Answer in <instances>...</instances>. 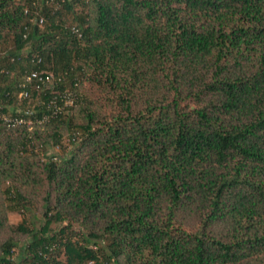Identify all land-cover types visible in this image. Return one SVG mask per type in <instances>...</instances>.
Masks as SVG:
<instances>
[{
  "label": "trees",
  "instance_id": "obj_1",
  "mask_svg": "<svg viewBox=\"0 0 264 264\" xmlns=\"http://www.w3.org/2000/svg\"><path fill=\"white\" fill-rule=\"evenodd\" d=\"M0 44L2 113L74 103L0 124V264H264V0H0Z\"/></svg>",
  "mask_w": 264,
  "mask_h": 264
},
{
  "label": "rangeland",
  "instance_id": "obj_2",
  "mask_svg": "<svg viewBox=\"0 0 264 264\" xmlns=\"http://www.w3.org/2000/svg\"><path fill=\"white\" fill-rule=\"evenodd\" d=\"M78 9L80 10L79 7H78ZM63 19L69 24H74V22H72V20H71L72 17L70 14L69 15L65 14ZM1 47L8 48L9 45L0 44V54L2 52ZM18 76H20L19 71H17L16 73L7 75V77L9 79H6L7 77H5V78L0 80V88L7 86L10 82L12 84H15L16 82L21 81V78H19ZM12 77H14L13 82L11 81ZM83 89L85 91L92 92V86H89L88 84H85L83 86ZM33 90H34V87L29 85L28 92L31 93ZM95 91H96V88L94 89V92ZM68 100H69V103L63 104V106L61 107V111H62L61 113L62 114L66 113L69 109L71 110V108L73 107L74 103L72 104V100L70 97L68 98ZM30 103L33 105L32 106L33 108L28 107L30 105ZM41 103H42L41 95H39L38 92H35V94L34 95L32 94V96L30 97V99L28 101H24V104H21L20 107H18L17 111L26 110L25 109L26 107L32 108L33 109L32 111L34 112V117H35V114L37 112V108H39ZM35 119H37V118H35ZM29 122H31L30 125L23 126L24 128H21V129H23L22 131H24L26 133L27 132H31V133L38 132L39 136H43V135L45 136L48 134V130H49V127H47L48 124L40 123L38 119L37 120H30ZM60 134L62 135V138H61L60 143L58 145H54L51 142H49V145H47L45 150H43L41 148V146L38 144V143H40V144L42 143V141L39 140L37 143L39 146L38 145L35 146L34 153L39 154V156H40L39 158L42 157V159H44L45 156L46 157L47 156H49V157L50 156L60 157V156L64 155L65 154L64 152H67L70 150L71 145H70V142L68 139V135L66 133H64V130ZM41 214H42V208L40 205H37L34 208H32L30 211L26 212L25 215L23 213H11V214H8L6 216V219H7L9 226L10 225L14 226L17 223L21 222L22 220L26 219V223H27L26 225L29 224L31 227L35 226L36 228H38L40 225V220L38 218L41 217ZM55 227H56V224H53L51 226V228H55ZM8 231L9 230L6 227H0V242L6 238V236L8 235ZM15 238L17 240L18 245H20V246H17L13 249L12 257H13L14 261L16 262V261H19L22 258V255L24 254V252H23L24 247L23 246L27 243L26 242L27 236L22 235V234H17L15 236ZM58 260H61V262H64V260H65L64 255L63 254L60 255Z\"/></svg>",
  "mask_w": 264,
  "mask_h": 264
},
{
  "label": "built area",
  "instance_id": "obj_3",
  "mask_svg": "<svg viewBox=\"0 0 264 264\" xmlns=\"http://www.w3.org/2000/svg\"><path fill=\"white\" fill-rule=\"evenodd\" d=\"M38 22L41 24L43 23V19H39ZM38 81L40 83H52L53 76L52 75H46V76H41L37 72H31L27 75L25 78L24 82L20 86L22 88V91L20 93V97L22 98H27L28 97V91H27V85L32 82V81ZM69 103L68 97L64 98L63 104ZM63 106V105H62ZM61 105H58L56 103H51L48 105V114L44 115L42 119L39 120L40 123H45L49 121L52 118H55L57 115L61 114ZM26 115H30V112H25ZM31 122L25 121L23 118H18V117H12L9 114L2 113L0 111V124L5 125L8 128H14V127H19V126H25V125H30Z\"/></svg>",
  "mask_w": 264,
  "mask_h": 264
}]
</instances>
